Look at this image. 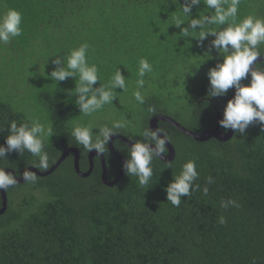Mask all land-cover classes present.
Segmentation results:
<instances>
[{"label":"trees","instance_id":"1","mask_svg":"<svg viewBox=\"0 0 264 264\" xmlns=\"http://www.w3.org/2000/svg\"><path fill=\"white\" fill-rule=\"evenodd\" d=\"M183 3L0 0V13L11 8L22 15V35L7 45L0 44V57L5 53L16 65H25L33 49L35 56L43 52L66 57L70 49L87 42L88 53L103 56L106 75L116 66L135 81L140 59H147L153 71L145 75L143 88L154 84L156 91L142 104V129L139 134L126 128L118 133L132 141L143 140L141 133L150 128L154 113L169 115L196 132L212 130L223 118L235 89L210 96L206 77L187 94H177L181 83L193 80L200 68L210 69L219 61L205 54L213 36L201 47L197 38L181 37L180 29L169 25ZM211 10L202 0L192 8V17ZM185 26L187 22L181 25ZM256 66L264 69V61ZM241 83H250V78ZM183 97L188 104L180 112L177 99ZM40 102L53 130L52 137L44 141L49 168L65 150L78 147L80 168L88 171L90 152L77 146L71 135L73 118L67 94L42 93ZM150 107L156 111L149 112ZM12 121L31 120L0 98V144L5 143ZM164 123L160 121L159 126L168 133L176 157L172 161L155 158L153 177L146 186H140L137 177L126 175L117 185L107 186L102 181L99 156L93 159L91 174L82 177L72 153L51 175H38L34 184L10 187L7 210L0 214V264H264V128L253 123L245 134L235 133L228 141L211 138L200 142ZM115 147L127 157L129 146L117 140ZM104 155L108 176L115 179L122 163L109 152L108 145ZM188 160L195 161L199 176L194 183L201 189L182 196L180 206L175 207L166 200V187ZM33 163H39L38 157L13 151L0 159V168L21 176ZM208 176L214 182L207 185L209 191L204 195ZM229 198L239 207L222 208L221 201ZM220 216L226 218L223 225L218 222Z\"/></svg>","mask_w":264,"mask_h":264},{"label":"clouds","instance_id":"2","mask_svg":"<svg viewBox=\"0 0 264 264\" xmlns=\"http://www.w3.org/2000/svg\"><path fill=\"white\" fill-rule=\"evenodd\" d=\"M201 2L202 0H184V3L180 4L179 12L172 16L169 25L179 28L181 37L197 38V45L201 47L209 35L214 37L205 54L208 59H212L211 49L215 48L223 59L207 73L210 81L208 95L222 96L230 88L235 89L234 96L227 101L223 109V118L219 121V125L225 131L231 129L241 135L245 134L246 129L253 123H258L264 128V69L256 66L258 58L264 54V50L259 47L264 44V17L249 14L237 22L241 0H203L205 7L214 11L210 15L199 14L193 18L192 8L200 5ZM172 3H177V0H172ZM21 22L22 15L15 9L9 8L0 13V44L7 45L13 38L22 35ZM184 22H187V26L181 27ZM89 48L90 45L84 42L70 49L66 57L52 55L55 56L52 61L55 68L50 73L51 79L56 84L69 77L75 78L74 103L78 106L79 113L87 117L103 109L105 105L112 104L117 97L115 91L117 87L127 91L125 76L119 68L112 75L110 83L94 87L96 82L100 81L99 69L96 64L88 62ZM152 71L153 67L148 60L141 58L138 67L139 78L136 80L137 90L133 92L135 100L141 105L145 97L139 89L145 85V75ZM246 78H250V83H241ZM155 111L154 107L149 108V112ZM127 126L125 119L114 120L111 126L104 124L94 127L91 123L76 125L72 128L71 135L77 146H82L88 152L95 150L96 154L101 156L105 154L106 145H109L111 138ZM94 128L98 131L94 132ZM52 134L51 125H45L38 119L20 124L12 121L8 127L5 143L0 144V159L6 158V154L13 151L21 156L27 151L39 159L38 164L30 165L35 169L46 171L49 168V158L44 151V139L50 138ZM141 134L143 140H134L128 147V155L122 168L126 176L137 177L139 185L143 187L148 185L153 177V160L163 159L165 156L170 137L163 128H146ZM20 175L24 182L33 184L38 179L37 172L29 168ZM198 176L195 161L185 162L180 172L168 183L166 200L173 206L179 207L182 196L189 197L193 192L201 189V185L194 183ZM206 179L207 184L203 187L204 195L209 191L207 185L214 182L211 176ZM17 182L16 175L6 172L5 168H0V190L6 191ZM221 207L227 210L230 207H239V204L229 198L221 201ZM218 222L223 225L226 223V218L220 216Z\"/></svg>","mask_w":264,"mask_h":264},{"label":"rangeland","instance_id":"3","mask_svg":"<svg viewBox=\"0 0 264 264\" xmlns=\"http://www.w3.org/2000/svg\"><path fill=\"white\" fill-rule=\"evenodd\" d=\"M239 9L240 11H238L237 14V22L249 14L264 17V0H241ZM212 11L214 10L208 11L207 15H210ZM262 46L264 47V44H262ZM34 52L35 50L33 49L32 55L29 54L26 56L27 64L25 65H16L15 60L5 58L8 57V55L5 53L2 54L0 57V98L9 101L30 120L38 119L45 125H51L48 120L46 109L40 102V96L42 93H56L64 91L70 102V113H72L73 127L76 125H88L89 123H91L94 127L102 126L104 124L111 126L112 121L125 119L128 123L126 129L131 130L135 134H139L138 132L142 129L141 121L144 114V108L135 100L133 96V92L136 91L137 88L136 81L133 79L131 74L124 75L127 91L120 90L119 92H116L117 97L114 98L112 104L105 105L103 109L94 113L92 116L87 117L83 116L82 113H79V108L74 103L76 98L74 94V88L76 85L75 78L69 77L56 84V82L50 77L51 71L55 68V65L52 63L53 59H55V56L52 55L55 54H46L41 52L35 56ZM211 54L213 58L222 61L223 56L218 55L215 48L211 49ZM97 55L98 54L95 52L94 54L88 53L87 55L89 64H103L102 67L98 68L99 73H103L100 75L101 82L97 81L94 87H98L100 84L104 85V83H110L112 75L115 73L117 68H119L114 66L106 75L104 72L106 69L104 58L101 55ZM35 57L37 59H35ZM208 71L209 68H200L194 75L193 80L190 81L188 79L187 81L181 83L180 87L177 88V94H187L190 87L197 86L206 77H208ZM139 90L144 97L147 98L153 91H156V86L153 84L148 89L142 88ZM177 101V109L182 112L187 106L188 100L183 97L181 99L178 98ZM93 131L96 132L98 129L94 128ZM50 138H45L44 141Z\"/></svg>","mask_w":264,"mask_h":264},{"label":"water","instance_id":"4","mask_svg":"<svg viewBox=\"0 0 264 264\" xmlns=\"http://www.w3.org/2000/svg\"><path fill=\"white\" fill-rule=\"evenodd\" d=\"M260 61H264V54H262L258 58V62H260ZM234 94H235V90L233 91L231 98L234 96ZM219 120H220V118H219ZM160 121H163V122H166V123L172 125L173 127L177 128L182 133H184L187 136H190L191 138H193V139H195L197 141H200V142L208 141L211 138H216V139L221 140V141H228L235 134V132L233 130H231V129H229L227 131H223L219 124L217 125V127L215 129L206 130V131H203V132H196V131L190 130L189 128H186L178 120H176L175 118H173V117H171L169 115H166V114H155V115H153L151 117L150 121H149L150 128H160L159 127V122ZM115 139H119V140L123 141L129 147L131 146L133 141L130 140L125 135H123L122 133L115 134L111 138V140L109 141L108 148H109L110 153L113 156H115L123 164L125 158L120 153H118V151L116 150V147L114 145V140ZM166 146H167L168 152L165 154V156L163 157L162 160H164V161H172L176 157V150H175V148H174V146L172 145L171 142H167ZM72 153L75 154V161H74L75 169H76L77 173L80 176H82V177H88L91 174V172L93 170V167H94L93 159H94L95 156H99V158L101 159L102 169H103L102 170V181L107 186L113 187V186L117 185L120 182V180L123 178V176L125 175V173L123 171V168H122V170L119 172V174L117 175V177L115 179L109 178L105 155H101V156L97 155L95 150H93V151H91L89 153L90 168L88 169V171H85V172L82 171L81 168H80V163H79L80 150H79L78 147H70L67 150H65L63 152V154L60 156V158L58 159V161L55 164H53L46 171H41V170L35 169L34 167H29V170L36 171L37 174L39 176H41V177L49 176ZM5 171L6 172H12L14 175H16L17 179H18L17 183H25L22 175L18 176L16 174V172L11 170V169H5ZM0 191H1V196H2V207L0 208V214H2V213H4L7 210V207H8V194H7V190L6 191L0 190Z\"/></svg>","mask_w":264,"mask_h":264},{"label":"flooded vegetation","instance_id":"5","mask_svg":"<svg viewBox=\"0 0 264 264\" xmlns=\"http://www.w3.org/2000/svg\"><path fill=\"white\" fill-rule=\"evenodd\" d=\"M153 115H155V113L152 114V116H153ZM152 116H151V117H152ZM162 122H163V121H162ZM159 123H160V122H159ZM163 123H164V122H163ZM164 124H165V125H168L166 122H165ZM159 125H160V124H159ZM169 125H170V124H169ZM159 127H160V126H159ZM117 140H119V139H115V140H114V145H115V142H116ZM120 141H121V140H120ZM122 142H123V141H122ZM124 144H125V143H124ZM108 149H109V148H108ZM109 152H110V151H109ZM167 152H168V151H167ZM167 152H166V153H167Z\"/></svg>","mask_w":264,"mask_h":264}]
</instances>
